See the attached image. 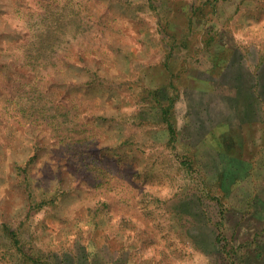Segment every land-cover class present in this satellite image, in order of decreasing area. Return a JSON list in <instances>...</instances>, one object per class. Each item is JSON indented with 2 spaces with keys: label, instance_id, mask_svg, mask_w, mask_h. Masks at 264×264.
<instances>
[{
  "label": "rangeland",
  "instance_id": "374dc122",
  "mask_svg": "<svg viewBox=\"0 0 264 264\" xmlns=\"http://www.w3.org/2000/svg\"><path fill=\"white\" fill-rule=\"evenodd\" d=\"M263 58L264 0H0V264H264Z\"/></svg>",
  "mask_w": 264,
  "mask_h": 264
},
{
  "label": "trees",
  "instance_id": "16d2710c",
  "mask_svg": "<svg viewBox=\"0 0 264 264\" xmlns=\"http://www.w3.org/2000/svg\"><path fill=\"white\" fill-rule=\"evenodd\" d=\"M238 65H240V64H238ZM233 66H234L233 63H229V65L227 66L226 71L222 75L221 79L224 77H227L229 79L232 76V74H229V73H232V72H230V69ZM242 69H243L242 70L243 73L241 72V77H240L242 82H244L243 81L244 76L248 79L250 77H251V79L254 78V80H255V82L252 83L254 92H250L251 99L253 100V98H254L256 101L258 98H261V97L263 99V97H264V58L260 59L257 67L255 68V71H252V73L248 67L242 66ZM228 71H229V73H228ZM237 78H238V76H237ZM162 113H163V116L165 117L166 114L164 112V109H162ZM170 134H171V132H170ZM196 208L198 209V206ZM208 214L209 213H207V211H203L201 213L198 212L197 215L193 216L195 218L194 224L192 225L193 229L194 230L199 229V230L204 232V237L202 238V244H203L202 249H204V248H206V246L210 245V242L208 243V239L210 238L211 243L213 245L211 247V252L209 251V253L212 254V252L213 253L225 252V254L227 255V259L229 260L230 257L234 254V253H231L232 247H228L224 243L223 244L219 243V239H222L218 233V231H219L218 228H220V227H218V225L221 223V217L218 220H214L212 218V216H210ZM199 233H200V231H199ZM209 235H210V237H209ZM215 244H217V246ZM254 251H256L255 255H257V256L260 255V253H261L260 247L255 248ZM44 258H45L44 264H50V262L46 260V256ZM66 259L67 258H61L60 260L53 261L51 264H93V260L75 261L74 263H70ZM231 264H233V263H231Z\"/></svg>",
  "mask_w": 264,
  "mask_h": 264
}]
</instances>
